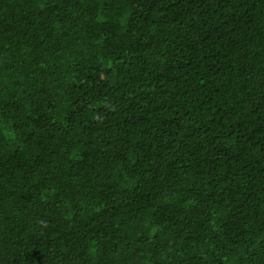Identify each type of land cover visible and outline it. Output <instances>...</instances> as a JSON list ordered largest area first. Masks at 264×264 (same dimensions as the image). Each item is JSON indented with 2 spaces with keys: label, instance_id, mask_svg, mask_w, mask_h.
Instances as JSON below:
<instances>
[{
  "label": "trees",
  "instance_id": "1",
  "mask_svg": "<svg viewBox=\"0 0 264 264\" xmlns=\"http://www.w3.org/2000/svg\"><path fill=\"white\" fill-rule=\"evenodd\" d=\"M0 264H264V0H0Z\"/></svg>",
  "mask_w": 264,
  "mask_h": 264
}]
</instances>
